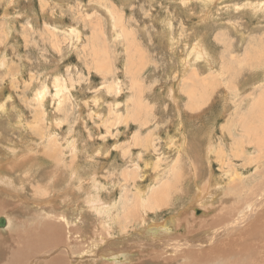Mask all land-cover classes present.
<instances>
[{
  "label": "rangeland",
  "instance_id": "1",
  "mask_svg": "<svg viewBox=\"0 0 264 264\" xmlns=\"http://www.w3.org/2000/svg\"><path fill=\"white\" fill-rule=\"evenodd\" d=\"M263 122L264 0H0V264H156L167 237L160 264H221L233 248L264 261L259 235L229 243L264 190L256 210L198 224L245 209ZM210 174L214 198L190 205ZM222 241L224 258H193Z\"/></svg>",
  "mask_w": 264,
  "mask_h": 264
},
{
  "label": "bare ground",
  "instance_id": "2",
  "mask_svg": "<svg viewBox=\"0 0 264 264\" xmlns=\"http://www.w3.org/2000/svg\"><path fill=\"white\" fill-rule=\"evenodd\" d=\"M202 47V46H201ZM171 90V92H172V88L170 89ZM176 90V89H175ZM174 93V92H173ZM172 93V94H173ZM176 98V96L174 97V99ZM176 101V100H175ZM193 101H191V104H190V106H191V108L193 109V103H196L195 101L192 103ZM261 104V106H263V103H260ZM259 104V105H260ZM195 106V105H194ZM263 124H264V122H263ZM263 124H261V125H263ZM260 128V127H259ZM257 130L258 129H256L255 131H254V134L256 135V136H258V132H257ZM259 138H263V136L261 135V136H258ZM262 141H264V139H262ZM186 153H187V151H185ZM210 151H208V152H206V156L209 158V156H208V154L210 155V153H209ZM6 158V157H5ZM7 159H9V158H7ZM6 160V159H5ZM50 160H52V159H50ZM210 163V162H209ZM12 165V164H11ZM20 165V164H19ZM25 165V164H24ZM13 166V165H12ZM9 167V166H8ZM14 169V168H13ZM3 173V172H2ZM25 173V172H24ZM201 173V171H197V174H198V176H199V174ZM13 174V173H12ZM18 174V173H17ZM2 175H6V174H2ZM256 175L259 177V176H261L259 173H256ZM7 176H9V175H6V177ZM2 177H4V176H2ZM6 177H4V178H6ZM27 176H25V178H26ZM209 177L211 178V180L208 178L207 180H206V183H212V185L210 184V185H207L208 186V188H206L205 187V193H203V187L202 188H200L199 187V189H197L196 190V196L195 197H191L193 194L192 193H189V195H190V199H188V201H189V204L190 205H196V203H201L202 202V199H206V198H208V196L209 195H212V193L213 192H215L216 190H214L213 188L215 187V188H217L218 186H219V181L218 180H215L214 182H213V176L210 174L209 175ZM1 178V177H0ZM9 178V177H8ZM10 178H12V177H10ZM253 178H254V176H253ZM256 179V178H255ZM258 179V178H257ZM1 180V179H0ZM11 180V179H10ZM196 180H198V177H196ZM254 180V179H253ZM260 181H259V184H255L253 187H251L248 191H249V193L250 194H248L247 195V197L245 198V200H246V203L244 204L245 205V209L243 210V211H240L238 208L237 209H234V210H232L233 209V201H234V198H235V196H236V194L233 196H230V198L228 199V203L226 204L227 206L226 207H228V210L229 211H231L232 210V212H230V215H227V214H223V215H216V217H215V219L213 220V219H211V220H209V222L208 223H205L204 221H200V222H198V224L200 225V226H202L203 227V225L204 224H206V225H208L209 227L207 228V229H211V228H213V227H215V226H217L218 224L217 223H222V222H224V221H226V216H230L231 218H233V217H235V216H237V215H240V214H244V212H246L247 210H249L250 211V209L251 210H253V209H255L256 210V207H254L255 205H256V198H257V193H261L263 190H264V176H262L260 179H259ZM13 181V180H12ZM93 181V180H92ZM179 181L180 180H178L177 181V184L176 183H174V187H175V189L177 190V188H176V185L178 186V183H179ZM258 181V180H257ZM8 182V181H7ZM10 182V181H9ZM19 182V181H18ZM76 182V181H75ZM169 183H170V180H169ZM198 183V182H197ZM12 184V183H11ZM13 184H15V183H13ZM85 184V183H84ZM168 184V183H167ZM176 184V185H175ZM199 184V183H198ZM72 185V184H71ZM173 185V184H172ZM245 185V184H244ZM5 186V185H4ZM168 186H170V185H168ZM199 186H201V184H199ZM67 187V186H66ZM159 187V186H158ZM164 187H165V185H164ZM11 188V187H10ZM212 188V189H211ZM12 189V188H11ZM54 189V188H53ZM96 189H98V188H96ZM252 189V190H251ZM9 190V189H8ZM23 190V189H22ZM161 190V189H160ZM160 190H158V192L156 193L155 192V194L156 195H153V194H151V199L150 200H148L149 201V207L151 206V204L153 203V207L152 208H150L152 211H154L155 209L158 211V210H163L165 207H164V204H161V202L162 201H164V199L166 198V196H165V194H166V189L164 190V192H162L161 194L162 195H160V193H159V191ZM178 190H180L181 191V189H178ZM54 191V190H53ZM85 191V190H84ZM175 191V190H174ZM201 191V192H200ZM247 191V192H248ZM176 192V191H175ZM246 192V191H245ZM245 192H243V193H245ZM1 193V192H0ZM80 193V192H79ZM201 193H202V195H203V197L202 196H199V194L201 195ZM233 193H235V192H233ZM143 194V193H142ZM74 195V194H73ZM188 195V196H189ZM45 196V195H44ZM8 197V196H7ZM150 197V196H149ZM211 197H213L214 198V196L212 195ZM45 198H46V196H45ZM2 199V198H1ZM10 199V198H9ZM8 199V200H9ZM38 199V198H37ZM40 199H42V198H40ZM65 199V198H64ZM81 200V199H80ZM79 200V201H80ZM83 200V199H82ZM88 200V199H87ZM253 200H255V205H254V201ZM37 201V200H36ZM91 201V200H90ZM3 202V201H2ZM9 202V201H8ZM140 202V201H139ZM237 202V201H236ZM240 202V201H239ZM10 203V202H9ZM13 203V202H12ZM38 203H39V201H38ZM42 203V202H41ZM44 203V202H43ZM112 203V202H111ZM128 203V202H127ZM163 203V202H162ZM182 203H183V201H182ZM52 204V203H51ZM136 204V203H135ZM1 205H3V204H1L0 203V208H1ZM37 205V204H36ZM142 205H144V202H143V204ZM5 206V205H4ZM135 206H138V205H135ZM140 206V205H139ZM138 206V207H139ZM178 206V204L177 205H175V207H177ZM257 206V205H256ZM137 207V208H138ZM181 207H182V204H181V206H180V208L179 209H181ZM236 207V206H235ZM234 207V208H235ZM141 208V207H140ZM140 208H139V210H140ZM195 208V207H194ZM41 209V208H40ZM75 209V208H74ZM110 210V209H109ZM131 210V209H130ZM137 211H139L138 209H136ZM141 210L142 211H144V207H142L141 208ZM222 210V209H221ZM32 212H34V211H32ZM129 212V211H128ZM140 212V211H139ZM156 212V211H155ZM254 212V211H253ZM232 213V214H231ZM31 214H33L34 215V213H31ZM83 214V213H82ZM180 214H182L181 212H180ZM254 214V213H253ZM258 214V217H257V219H256V222L254 223V224H252L247 230H245V231H238V233H239V235L238 236H236V234H235V238H233L232 240H230L229 241V243H230V246H237V247H239L238 246V243H235L236 241H238L239 239H241V241H242V239H244L245 241H247V238L248 237H255V236H257V235H259L261 238H262V240H264V234H262L261 232H263L264 233V206H263V208H261V209H258V211L254 214V215H252V216H255V215H257ZM32 215V216H33ZM36 215H37V213H36ZM35 215V216H36ZM155 215H156V213H155ZM184 215V214H183ZM157 216H159V215H157ZM180 216V215H179ZM187 216V215H186ZM185 217V216H184ZM110 218V217H109ZM183 219V218H182ZM216 219H218V220H216ZM213 220V221H212ZM99 221V220H98ZM230 221V220H229ZM6 223H7V225L4 227V228H0V230L2 229V230H5L6 228H7V226H8V221L6 220ZM165 222H163V223H160V224H156L155 223V225L153 226V228H155V230L154 229H152V230H154V232L153 233H151V232H147L148 233V235H150V236H154V235H156V232H161V230L160 229H162L163 227H165L166 228V226H165V224H164ZM178 223H179V221H178ZM180 223H181V218H180ZM180 223H179V225H180ZM196 224V226H198V224L196 223V221L195 220H192V227H194V225ZM39 226V225H38ZM34 227V226H33ZM35 227H36V225H35ZM218 227V226H217ZM31 228V227H30ZM148 228V227H147ZM39 229V228H38ZM58 229V230H57ZM60 227L59 226H54V227H51V226H49V228H47L46 229V232H47V236L49 237V240H48V242H47V244H49V243H55L56 242V240H55V238L56 237H58V234L60 233ZM157 229H158V231H157ZM31 230V229H30ZM40 230H42L41 228H40ZM22 231V230H21ZM26 231V230H25ZM61 231H63V230H61ZM148 231H150L149 229H148ZM19 232V231H18ZM18 232H16L17 234H18ZM15 233V234H16ZM123 233H125V232H123ZM208 233V232H207ZM206 233V234H207ZM14 234V235H15ZM16 234V236H18ZM22 234H24V233H22ZM62 234V233H61ZM164 234V233H163ZM163 234H162V236H163ZM33 235V234H32ZM36 235V234H35ZM140 235H142V234H140ZM147 235V236H148ZM165 235V234H164ZM22 237V236H21ZM11 238H15V237H13V235L11 236ZM144 238H145V234H144ZM148 238L150 239V237L148 236ZM15 239H17V238H15ZM27 239H29V238H27ZM146 239V238H145ZM169 238L167 237V238H164L163 239V241L164 242H162V243H156L155 241H152L151 239V243H152V249L154 250V251H152V252H148V253H150V255L148 256V260H149V258H151L152 259V257L154 258L153 260H158L157 261V263L156 264H160V262L162 261V255H160V253L159 252H157L156 250L159 248V247H161V248H167L166 246L168 245V244H172L173 242L171 241V242H167L166 240H168ZM249 239V238H248ZM243 240V241H244ZM166 241V242H165ZM9 242H10V240H9ZM8 242V243H9ZM260 242H262L261 240H260ZM145 243V242H144ZM147 243V242H146ZM4 244V243H3ZM142 244V243H141ZM150 244V243H149ZM16 245V244H15ZM18 245V244H17ZM54 245H56V244H54ZM217 245V244H216ZM216 245H214L215 247H209V245H208V248H204L203 250L204 251H202V252H199V253H196V252H192L191 254H194L193 255V258L194 257H196V256H198L200 259H202V260H205V257H207V253L209 252V251H211V257H210V260H217L218 258H224L225 257V255H223L222 256V253L227 249V248H229L230 246H228L227 245V242H223L222 241V243L220 242V243H218V245L217 246H222V248H219V247H217ZM249 245V244H248ZM5 246H6V244H5ZM4 246V247H5ZM13 245H11V247H12ZM51 246V245H50ZM50 246H48V247H50ZM108 246V245H107ZM146 246V245H145ZM149 245H147L146 247H144L145 249L148 247ZM250 246V245H249ZM9 247V246H8ZM52 247V246H51ZM3 248V247H2ZM15 248V247H14ZM54 248V247H53ZM55 248H56V246H55ZM54 248V249H55ZM143 248V247H142ZM149 248V247H148ZM259 249H261V250H263L262 249V247L261 246H259L258 247ZM6 249V248H5ZM4 249V250H5ZM150 249V248H149ZM160 249V248H159ZM241 249V248H240ZM2 250V249H1ZM39 250V249H38ZM148 250V249H147ZM162 250V249H161ZM233 252L232 253H230V254H228L227 255V257H226V259H225V261H223L221 264H242L241 262H243L242 261V259H241V257L240 256H238V255H243V253L242 252H239L238 253V249H235V248H233V249H231ZM247 250V249H246ZM6 251V250H5ZM40 251V250H39ZM244 251H245V249H244ZM13 252V251H12ZM22 252V251H21ZM52 252V251H51ZM1 253V252H0ZM4 253V252H3ZM146 253V252H145ZM256 253V252H255ZM31 254V253H30ZM35 254V253H34ZM185 254V253H184ZM187 255V254H186ZM55 256V255H54ZM59 256V255H58ZM262 256V255H261ZM5 257H6V259L8 260L9 258H10V255H9V253H8V257H7V254H5ZM4 257V258H5ZM31 257V256H30ZM38 257V256H37ZM240 257V258H239ZM247 258H248V256H246ZM101 258V257H100ZM0 259H1V257H0ZM11 259H14V258H11ZM19 259H21V258H19ZM260 259V258H259ZM5 260V259H4ZM15 260H17V259H15ZM23 261V260H22ZM256 261V260H255ZM0 262H2L1 260H0ZM17 262H18V260H17ZM17 262H16V264H17ZM29 262V261H28ZM53 262V264H64V261L62 260V259H58V260H56V262H55V260H53L52 261ZM165 262H166V260H165ZM248 262V261H247ZM22 263V262H21ZM245 263H246V261H245ZM248 263H250V262H248ZM247 263V264H248ZM19 264H20V262H19ZM27 264V263H26ZM29 264V263H28ZM35 264V263H34ZM115 264H118V263H115ZM148 264V263H147ZM256 264H264V261H262V262H256Z\"/></svg>",
  "mask_w": 264,
  "mask_h": 264
},
{
  "label": "water",
  "instance_id": "3",
  "mask_svg": "<svg viewBox=\"0 0 264 264\" xmlns=\"http://www.w3.org/2000/svg\"><path fill=\"white\" fill-rule=\"evenodd\" d=\"M7 225L5 218H0V228H4Z\"/></svg>",
  "mask_w": 264,
  "mask_h": 264
}]
</instances>
